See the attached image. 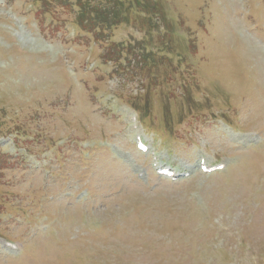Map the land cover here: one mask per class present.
<instances>
[{
	"label": "rangeland",
	"instance_id": "374dc122",
	"mask_svg": "<svg viewBox=\"0 0 264 264\" xmlns=\"http://www.w3.org/2000/svg\"><path fill=\"white\" fill-rule=\"evenodd\" d=\"M0 264H264V0H0Z\"/></svg>",
	"mask_w": 264,
	"mask_h": 264
},
{
	"label": "trees",
	"instance_id": "16d2710c",
	"mask_svg": "<svg viewBox=\"0 0 264 264\" xmlns=\"http://www.w3.org/2000/svg\"><path fill=\"white\" fill-rule=\"evenodd\" d=\"M82 8L84 9L83 14H85V13L87 14V12H85V9H87V7H86V6H85V7L82 6ZM81 19L83 20V21H82V24L84 25V19H83L82 17H81ZM95 20H96V19H94V18H92V17H90V18H88V19H85V21L89 22L91 25H94V27L96 26V24H94V23H95V22H94ZM80 24H81V23H80ZM82 24H81V25H82Z\"/></svg>",
	"mask_w": 264,
	"mask_h": 264
},
{
	"label": "bare ground",
	"instance_id": "6f19581e",
	"mask_svg": "<svg viewBox=\"0 0 264 264\" xmlns=\"http://www.w3.org/2000/svg\"><path fill=\"white\" fill-rule=\"evenodd\" d=\"M237 25H239V24L237 23L236 26H237ZM239 26H240V25H239ZM239 26H238V27H239ZM24 35H25V34H24ZM26 37H28V35H27ZM23 38H24V37H22V39H23ZM22 39H21V40H22ZM25 39H26V38H25ZM25 39H23V42H24ZM249 39H250V38H249ZM249 39H248L247 41H249ZM251 41H252V40L250 39V42H251ZM29 42H32V40L29 39ZM250 42H249V43H250ZM32 43H33V42H32ZM251 43H252V42H251ZM253 44H254V42H253ZM253 44H252V45H253ZM255 45H256V44H255ZM254 47H256V46H254ZM261 49H262V48H261Z\"/></svg>",
	"mask_w": 264,
	"mask_h": 264
}]
</instances>
